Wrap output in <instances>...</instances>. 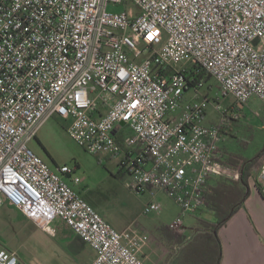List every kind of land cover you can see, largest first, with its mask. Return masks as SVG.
Here are the masks:
<instances>
[{"label":"built area","instance_id":"1","mask_svg":"<svg viewBox=\"0 0 264 264\" xmlns=\"http://www.w3.org/2000/svg\"><path fill=\"white\" fill-rule=\"evenodd\" d=\"M196 68L233 98L214 106L219 124L205 123ZM254 97L264 104V0H0V209L50 235L63 220L96 252L91 264H147L139 232L114 229L75 190V170L53 169L29 143L50 118L67 121L79 146L118 159L130 191L175 200L169 228L184 235L223 176V130ZM259 179L264 196V165ZM0 264L19 256L1 249Z\"/></svg>","mask_w":264,"mask_h":264},{"label":"rangeland","instance_id":"2","mask_svg":"<svg viewBox=\"0 0 264 264\" xmlns=\"http://www.w3.org/2000/svg\"><path fill=\"white\" fill-rule=\"evenodd\" d=\"M181 67L189 68L191 63L186 60ZM202 93L209 95L211 99L205 123L219 124L221 115L215 111L214 106L218 101L227 106L232 97L223 100L219 83L214 78L208 79ZM192 96V91L187 93L186 101ZM68 125L67 121L57 116L50 118L37 137L29 143V148L53 169L64 165L74 169L75 176L81 179L75 187L76 191L117 231H138L148 245L143 248L144 252L150 255L154 264H178L183 248L194 233L201 229L200 223L207 215L199 213L196 216H185L183 223L186 242L170 246L161 238L159 230L169 226L182 213L175 200L163 190L143 194L130 191L125 185L129 176L120 168L118 159L86 151L70 136ZM123 131L129 132V129L124 127ZM220 148L228 155L254 160L250 180L254 184L257 182L258 187L262 188L263 182L259 176L264 165L263 102L252 98L246 106L244 117L239 121L229 122L222 132ZM217 179L219 178L214 180ZM151 202L160 203L162 211L145 214V206ZM8 211V207H3L1 213ZM6 217L8 223L0 230V249L5 243L17 249L21 264H72L57 241L47 232L20 216H0V220ZM147 264L152 263L148 260Z\"/></svg>","mask_w":264,"mask_h":264},{"label":"crops","instance_id":"3","mask_svg":"<svg viewBox=\"0 0 264 264\" xmlns=\"http://www.w3.org/2000/svg\"><path fill=\"white\" fill-rule=\"evenodd\" d=\"M232 102L233 98L228 105ZM249 184L250 196L244 205L218 231L222 244L220 264H264V196L257 182L254 184L250 180ZM3 207H8L9 211L2 214L1 210ZM11 207L7 203H4L0 209V216H20L21 219L30 221L33 225L37 226L19 209ZM206 213H209L208 209ZM7 223V217L4 220L1 218L0 230ZM52 227L55 230V235L49 234V236L57 241L58 246L71 260L72 264H91L94 261L96 252L68 227L63 220L57 219L52 224ZM37 228L39 227L37 226ZM166 228H169V226ZM159 234L161 235L160 230ZM146 246L148 245L146 244ZM1 249L14 251L18 254L17 249L7 243L3 244ZM142 257L146 263L149 260L154 264V260L150 258L149 254L147 255L144 252V249ZM19 260L21 264V259L19 258Z\"/></svg>","mask_w":264,"mask_h":264},{"label":"trees","instance_id":"4","mask_svg":"<svg viewBox=\"0 0 264 264\" xmlns=\"http://www.w3.org/2000/svg\"><path fill=\"white\" fill-rule=\"evenodd\" d=\"M196 70L197 73H191L195 74L198 80L207 82L210 79L206 72L199 68ZM253 165L254 160L226 154L223 176L212 180L207 189L206 207L209 213H206V219L201 221V229L186 243L178 264H220L222 244L218 231L250 196L249 181ZM160 233L170 246L186 242V236L176 234L169 228H161Z\"/></svg>","mask_w":264,"mask_h":264}]
</instances>
